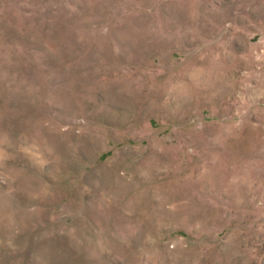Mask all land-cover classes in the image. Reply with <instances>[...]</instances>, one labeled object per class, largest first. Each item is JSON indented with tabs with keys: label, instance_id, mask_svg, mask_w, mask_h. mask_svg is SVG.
Here are the masks:
<instances>
[{
	"label": "rangeland",
	"instance_id": "rangeland-1",
	"mask_svg": "<svg viewBox=\"0 0 264 264\" xmlns=\"http://www.w3.org/2000/svg\"><path fill=\"white\" fill-rule=\"evenodd\" d=\"M0 264H264V0H0Z\"/></svg>",
	"mask_w": 264,
	"mask_h": 264
}]
</instances>
